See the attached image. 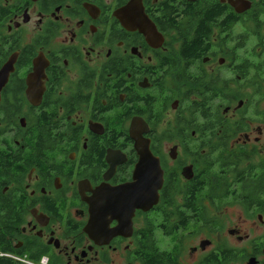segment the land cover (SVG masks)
<instances>
[{"label": "flooded vegetation", "instance_id": "obj_1", "mask_svg": "<svg viewBox=\"0 0 264 264\" xmlns=\"http://www.w3.org/2000/svg\"><path fill=\"white\" fill-rule=\"evenodd\" d=\"M0 73V257L264 264V107L248 118L264 99V0H0ZM245 85L259 95L246 108L231 96ZM195 102L212 116L188 115ZM138 135L162 171L157 205L186 222L151 228L156 205L95 243L87 202L133 182Z\"/></svg>", "mask_w": 264, "mask_h": 264}, {"label": "water", "instance_id": "obj_2", "mask_svg": "<svg viewBox=\"0 0 264 264\" xmlns=\"http://www.w3.org/2000/svg\"><path fill=\"white\" fill-rule=\"evenodd\" d=\"M151 32L155 33L153 27ZM140 137L138 135L133 138L139 155L133 182L116 187L102 185L94 190L93 197L87 202L90 218L84 231L95 243L121 234L118 230L124 231L126 227H131L136 210L148 212L158 203L163 182L162 171L158 159L149 150V141ZM112 221H116L118 227L110 229Z\"/></svg>", "mask_w": 264, "mask_h": 264}, {"label": "trees", "instance_id": "obj_3", "mask_svg": "<svg viewBox=\"0 0 264 264\" xmlns=\"http://www.w3.org/2000/svg\"><path fill=\"white\" fill-rule=\"evenodd\" d=\"M205 86H209L208 82L205 83ZM214 91L217 92L215 90V87L212 92L206 90L205 93H202V96H204V98L205 97L210 98L212 94H215ZM189 108L190 110L188 111V115L190 116L209 117L212 116L213 114L212 111H210V109L207 106L203 105L202 102H195ZM195 189L197 192H199L198 195L200 196L203 190L200 187H192L190 190L192 191V193H194ZM191 195L192 194H190V196ZM171 202H172L171 200L166 201L164 198H162L161 203L156 206L157 207L156 212L152 214L151 218L149 219L151 228H162V227L166 229L178 228L181 224H184L186 222L184 219L185 212L179 210V207L177 206L175 207V205L172 204ZM188 207H189V211H188L189 213H201L202 211H204L201 205L194 206L192 204L191 206L189 205ZM261 207L262 208L260 209L264 211V205H261ZM169 208H174V210L169 211L168 210ZM163 218L164 220H161ZM0 264H15V263L9 258L0 257Z\"/></svg>", "mask_w": 264, "mask_h": 264}, {"label": "rangeland", "instance_id": "obj_4", "mask_svg": "<svg viewBox=\"0 0 264 264\" xmlns=\"http://www.w3.org/2000/svg\"><path fill=\"white\" fill-rule=\"evenodd\" d=\"M253 82H255V81H253ZM259 86V91H260V94L261 95H264V83H260V85H258ZM237 91V92H236ZM231 96H234V97H236L237 99H241L242 100V102H244V107L246 108L247 106H249V102H250V100H252V101H255L258 97H259V95H256V94H254L253 93V91H252V89L251 88H249L247 85H245V87L244 88H242V89H239L238 87H236L235 88V90H232L231 91ZM259 108L258 109H253V112H250V114L248 115V118H249V116H252L253 117V115H255V113H257V111L260 109V108H263L264 107V99L261 101V103L259 104V106H258ZM252 113H253V115H252ZM258 114H259V112H258ZM263 143H262V147H260L261 148V150H262V152H263V155H264V140L262 141ZM263 155H262V157H256L255 158V160L257 161V160H259V161H261V163H264V158H263ZM255 163H258V162H255ZM234 205L233 204H231V206L229 207V208H227L226 210H227V212L230 214V218H234L235 216H236V214H238V213H241V209H240V207H238V206H235V207H233ZM226 210H218V211H226ZM218 211H216V210H213L212 208H211V210H210V212H218ZM211 214V213H210ZM43 258V257H42ZM39 261V260H38ZM38 261H36V262H38Z\"/></svg>", "mask_w": 264, "mask_h": 264}, {"label": "built area", "instance_id": "obj_5", "mask_svg": "<svg viewBox=\"0 0 264 264\" xmlns=\"http://www.w3.org/2000/svg\"><path fill=\"white\" fill-rule=\"evenodd\" d=\"M28 264H47L46 258H41L38 262L28 263Z\"/></svg>", "mask_w": 264, "mask_h": 264}]
</instances>
